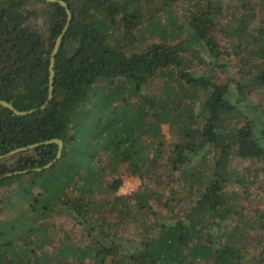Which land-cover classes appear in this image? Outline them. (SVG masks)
Masks as SVG:
<instances>
[{"label": "trees", "instance_id": "obj_1", "mask_svg": "<svg viewBox=\"0 0 264 264\" xmlns=\"http://www.w3.org/2000/svg\"><path fill=\"white\" fill-rule=\"evenodd\" d=\"M61 1L71 20L51 101L27 115L0 105V156L63 143L58 159L56 144L0 159V264H264V210L247 216L227 202L247 200L260 175L252 192L264 198V0ZM66 24L58 3L0 0V101L19 112L44 104L50 54ZM219 35L233 37L234 50ZM155 79L161 88L147 96L142 89ZM207 152L202 187L204 163H189ZM163 154L196 199L178 207L179 191H171L167 220L153 226L135 216L159 200L144 186L119 198L135 199L133 218H111L118 198L98 195L122 182L107 177L124 165L155 178ZM15 172L23 173L6 176ZM233 184L242 194L227 193ZM54 212L71 227L52 228ZM130 223L137 232L129 237ZM251 228L260 233L249 236Z\"/></svg>", "mask_w": 264, "mask_h": 264}, {"label": "rangeland", "instance_id": "obj_2", "mask_svg": "<svg viewBox=\"0 0 264 264\" xmlns=\"http://www.w3.org/2000/svg\"><path fill=\"white\" fill-rule=\"evenodd\" d=\"M231 2H228V4L232 7L236 5V1L235 0H230ZM183 2H180L178 4H176V11H177V15L182 17L184 13V7L185 4L182 5ZM228 16V15H227ZM229 17V16H228ZM228 17H225V19L223 20V24H225V22H227ZM42 21L39 20L38 22H35L33 25L37 26V28H39V26H41ZM37 24V25H36ZM154 37H157L156 35H154ZM217 38H219V42L222 44V46L229 48L227 50H234L232 47H230V44L235 42L234 39H232L233 37H231V39L224 37L223 35H219L217 36ZM160 40L159 38H156L155 41ZM190 57L189 55H186L185 58ZM194 62H196L198 60V58H192ZM162 83V81L159 79H155L153 81H151L149 83V86L145 87L144 89H142V91H144V94H146L147 96H152V94H155L157 92V90L159 88H161L160 84ZM161 132L162 135L164 136L165 139H169L170 136L172 135L168 124H162L161 125ZM205 158V159H203ZM212 158V153H201L199 156L193 158L191 160V163H189V166L192 167H197L200 168V163H204L203 164V172L201 174V179L198 182V185L200 186H204V183L208 180H206V176H209L211 174L210 171V160ZM168 160V157L166 154L162 155L161 160H159L162 163V166L158 169L157 173L155 174L156 177L155 178H145V180H142L140 178V176H135V175H131L127 170L126 167L123 165H120L118 168V172L111 174L109 177H107V181L106 183H114L116 180H121V185L119 188H117L115 191L108 189L106 191H103L101 195H98L99 198H102L106 192H112L111 195H107L112 202L114 200H116V198H118V203L116 204L117 207L114 210V213L112 214L111 218H115L117 215L125 213V217H130L133 218L134 215L136 213H138V207L136 206V204L134 203V198L130 199V200H126V199H120L119 198H123L126 197L129 194H132L134 192L139 191V189L141 187L147 186V188L149 190H152L153 193H155L159 200H157L158 202L155 204H153L152 202L150 203L151 205V210L142 213L140 211V213H138V216L140 220L144 219L148 222V224H152L153 226H155V222H161V221H165L167 220V211L166 208L164 207V203L166 200H169L171 195V191H179V196L178 199L180 200L178 207H186L190 204V202L193 199H196L195 197V189L192 188L191 190L189 189V187L185 184L184 179L182 178L181 173L179 172H175L172 170V172H170L168 169H170L169 167H166V162ZM235 163H239L238 159H235ZM126 165V164H125ZM240 165V164H239ZM250 165V164H248ZM171 170V169H170ZM248 172H250L251 176L254 174L255 172V166L254 164H252L250 166V168L248 169ZM261 176V175H260ZM257 178V180L255 179V181L257 183H255V185H253L250 188V193L248 198H246L247 200H243V195L242 197H239L237 200H233L232 198L228 199V204L231 206V209L235 208L236 210H239L240 208H242L243 210H248L249 212L246 214L247 216L253 214V209H261L264 210V198L259 199L257 196H255V192L254 189H257V186L260 185V183H262L261 179ZM196 185V186H198ZM3 191V189H0V193ZM233 192H237L238 194H242L243 190L233 184L230 185V188H228L227 193L228 194H232ZM255 194V195H254ZM1 195V194H0ZM177 207V208H178ZM131 208V209H129ZM128 209V211H127ZM179 209V208H178ZM50 221V220H49ZM51 227H58L60 224H63L64 227L67 225V228H70V222L69 219L66 218V216H64L63 214H58V212H54L51 215V221H50ZM135 226L133 225V223H130L128 226V230L127 232L129 233V237L131 236L130 234H132L133 231L137 232V230L134 229ZM122 229L125 231L124 227H122ZM253 229V231L249 232V236L254 237L257 233H260V230L258 228H251ZM121 230V229H120ZM83 230L79 231L77 234V237L80 236H84L83 235ZM126 232V231H125ZM57 234L54 235V237L56 236H60V232L56 231ZM251 237V238H252ZM250 238V239H251ZM84 240V238H83ZM251 248V247H249ZM258 251L260 249H257Z\"/></svg>", "mask_w": 264, "mask_h": 264}, {"label": "water", "instance_id": "obj_3", "mask_svg": "<svg viewBox=\"0 0 264 264\" xmlns=\"http://www.w3.org/2000/svg\"><path fill=\"white\" fill-rule=\"evenodd\" d=\"M43 1H47V2H53V3H58L60 4L62 7H64L66 9V13H67V24L65 25V28L63 29V32L62 34L57 38V40L55 41V44H54V47L51 51V54H50V64H49V88H48V96H47V99L46 101L44 102V104L40 107V108H37V109H33V110H29V111H26V112H19L17 111L16 109H14V107L12 105H10L9 103L5 102V101H0V105H2L3 107H6L10 110H12L15 114L17 115H27L29 113H32L36 110H39V109H43L52 99V94H53V77H54V61H55V56L58 52V49H59V46L61 44V41H62V38H63V35L68 27V24L71 20V13L69 11V8H68V5L61 1V0H43ZM47 144H56L58 146V152H57V157L56 159H58L61 155V149H62V146H63V143L61 140L59 139H52V140H49V141H46V142H43L41 144H36V145H31V146H27V147H23V148H18L16 150H13L11 152H9L8 154L4 155V156H0V159L2 158H5V157H9V156H12L14 154H17V153H20V152H23V151H27L29 149H33L35 148L36 146H42V145H47ZM55 159V160H56ZM55 160H53L52 162H50L49 164H47L45 167L43 168H40L41 169H44V168H48L50 167L54 162ZM23 172H15V173H9L7 174L6 176H12V175H16V174H22ZM2 179V177L0 178V180Z\"/></svg>", "mask_w": 264, "mask_h": 264}]
</instances>
